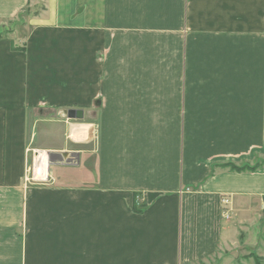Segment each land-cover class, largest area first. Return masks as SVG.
I'll use <instances>...</instances> for the list:
<instances>
[{
  "label": "crops",
  "instance_id": "0c3cea01",
  "mask_svg": "<svg viewBox=\"0 0 264 264\" xmlns=\"http://www.w3.org/2000/svg\"><path fill=\"white\" fill-rule=\"evenodd\" d=\"M15 21L31 27L0 37V264H206L233 247L264 263V0H0V31ZM36 148L90 170L27 183Z\"/></svg>",
  "mask_w": 264,
  "mask_h": 264
},
{
  "label": "rangeland",
  "instance_id": "374dc122",
  "mask_svg": "<svg viewBox=\"0 0 264 264\" xmlns=\"http://www.w3.org/2000/svg\"><path fill=\"white\" fill-rule=\"evenodd\" d=\"M40 8L36 7L35 10H32V12H29L27 9L23 13H21L20 17L21 19H28L29 15H33L34 12L36 13V10H39ZM30 25L28 24V21L24 22L23 24H19L17 21L15 22H8L6 24L5 30L2 31L0 37L7 36H18L19 40L28 32L30 29ZM67 116V114H65ZM36 151V152H35ZM47 152V153H46ZM38 153H46L47 154V172L42 174V168L39 169L37 167V156ZM56 154V155H52ZM57 154L59 156H57ZM66 153L56 152V151H48V150H42V149H29V158H30V164L27 168L26 173V179L27 183L34 182L37 184H46V183H54L55 177L53 176V172L57 174L58 177H63L64 180H72V181H78L81 180V177L84 174H88L87 172L90 170V167L88 163L86 165L83 164L81 161L80 167L78 166V157L75 153H70L68 156H65ZM42 169V170H41ZM91 172V171H90ZM47 177V178H46ZM258 224H256L257 226ZM259 232L260 237L256 241H251L250 246L253 248H261L262 251H264V218L262 222L260 223V230ZM241 252L237 251V248H231L226 253H223L220 256L215 257L214 259H211L206 264H240V260L243 261V257L241 255ZM260 257H256L255 261L257 264H261ZM243 264V263H241ZM264 264V263H262Z\"/></svg>",
  "mask_w": 264,
  "mask_h": 264
},
{
  "label": "trees",
  "instance_id": "16d2710c",
  "mask_svg": "<svg viewBox=\"0 0 264 264\" xmlns=\"http://www.w3.org/2000/svg\"><path fill=\"white\" fill-rule=\"evenodd\" d=\"M2 31H0V36H1ZM227 166H230L231 169L237 170V171H245V170H253L258 168L257 166H249V165H244V166H235L232 163L226 164ZM264 165V160H262V162H260L259 166ZM145 205L143 202H141V200L138 198H136V202H135V207L134 209L138 212H142L144 209Z\"/></svg>",
  "mask_w": 264,
  "mask_h": 264
},
{
  "label": "bare ground",
  "instance_id": "6f19581e",
  "mask_svg": "<svg viewBox=\"0 0 264 264\" xmlns=\"http://www.w3.org/2000/svg\"><path fill=\"white\" fill-rule=\"evenodd\" d=\"M81 125V124H80ZM77 128V127H76ZM91 128V127H89ZM72 130V129H71ZM74 131L75 135L77 134V130H72ZM89 131V130H88ZM82 136V135H81ZM47 153V152H46ZM44 153H38L39 155L37 156V167L42 168L44 172H47V166H48V161H47V154ZM41 169V170H42ZM47 178V177H46Z\"/></svg>",
  "mask_w": 264,
  "mask_h": 264
},
{
  "label": "water",
  "instance_id": "95a60500",
  "mask_svg": "<svg viewBox=\"0 0 264 264\" xmlns=\"http://www.w3.org/2000/svg\"><path fill=\"white\" fill-rule=\"evenodd\" d=\"M67 116L69 118H77V119H81L84 117V111L82 109H69L67 111ZM70 153H66L64 154L65 156H68Z\"/></svg>",
  "mask_w": 264,
  "mask_h": 264
},
{
  "label": "built area",
  "instance_id": "2783aa9c",
  "mask_svg": "<svg viewBox=\"0 0 264 264\" xmlns=\"http://www.w3.org/2000/svg\"><path fill=\"white\" fill-rule=\"evenodd\" d=\"M35 152H36V151H35ZM44 173H45V172L42 170V174H44ZM222 201H223L225 204H227V203L229 202V200L226 199V198H223ZM225 216H226V217H229L227 213H225Z\"/></svg>",
  "mask_w": 264,
  "mask_h": 264
}]
</instances>
